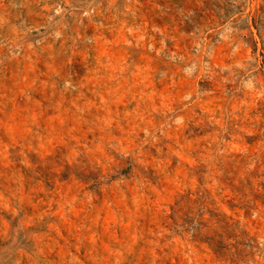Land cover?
Segmentation results:
<instances>
[{
    "label": "rangeland",
    "instance_id": "rangeland-1",
    "mask_svg": "<svg viewBox=\"0 0 264 264\" xmlns=\"http://www.w3.org/2000/svg\"><path fill=\"white\" fill-rule=\"evenodd\" d=\"M0 264H264V0H0Z\"/></svg>",
    "mask_w": 264,
    "mask_h": 264
}]
</instances>
